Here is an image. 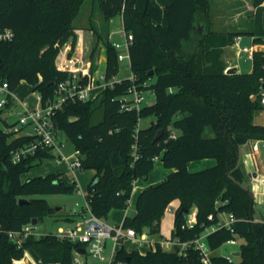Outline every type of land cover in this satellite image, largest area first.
Masks as SVG:
<instances>
[{"label": "trees", "instance_id": "trees-1", "mask_svg": "<svg viewBox=\"0 0 264 264\" xmlns=\"http://www.w3.org/2000/svg\"><path fill=\"white\" fill-rule=\"evenodd\" d=\"M84 1L0 0V26L14 32L10 41L0 44V77L11 89L24 80L40 95L42 105L55 99L58 83L71 77L69 71L57 67L56 58L66 42L71 43V51L74 49L77 36L73 21ZM93 1L104 24L119 13L122 29L132 34L128 46L132 78L113 81L86 101L67 99L52 116L54 128L66 136L74 151L78 150L81 169L94 172L85 187L91 211L106 219L113 210L126 209L134 181L146 179L159 158L170 171L138 193L135 211L124 216L123 227L137 233L147 230L160 237L164 209L169 202L177 201L171 235L190 240L205 226L220 221L221 214L231 213L235 217L233 231L217 228L207 234L206 242L215 251L231 238H242L239 259L229 261L223 254H212L208 264H264V221L254 217L250 174L239 154L241 145L264 139V124L253 120L254 113L263 107L257 94L264 51L254 52L250 72L225 73L222 58L223 48L236 36L252 35V31L215 29L211 0H169L166 25L150 0L141 10L135 0ZM262 1L250 0L253 6ZM198 25H203L202 31ZM91 28L96 40L90 71L96 68L94 57L101 40L107 54L105 77L111 79L118 72V49L103 39L98 29ZM253 41L264 43L260 37ZM86 80L83 77L81 83ZM133 88L150 91L154 101L138 110L121 109L120 100L131 95ZM98 110L101 117L94 122ZM147 116L152 117L149 125L138 127L139 119ZM208 130L212 135H205ZM32 139L5 133L0 124V264H15L13 261L22 258L25 251L38 264H71L73 250L80 243L58 239L49 232L30 234L17 246L7 235V231L19 230L32 219L38 223L55 213L43 197L35 195L76 189V181L61 172L21 180L31 167L55 157L53 150L42 148L13 161L11 151ZM203 158H213L215 163L198 171L188 170L190 161ZM21 197L28 201L20 205ZM193 208L196 223L181 228L184 216ZM114 262L204 264L192 247L185 255H177L159 245L140 252L123 244L115 252Z\"/></svg>", "mask_w": 264, "mask_h": 264}, {"label": "built area", "instance_id": "built-area-1", "mask_svg": "<svg viewBox=\"0 0 264 264\" xmlns=\"http://www.w3.org/2000/svg\"><path fill=\"white\" fill-rule=\"evenodd\" d=\"M123 4L121 6V11L123 10ZM125 40L123 42L113 41L112 45L118 49L117 59L129 60L128 46L132 41V34L125 33ZM14 36V32L10 27L0 26V44L10 41ZM110 37V36H109ZM241 36H236L233 40L234 53L236 56H241L245 54L248 59H250L251 64L253 59V54L258 49L257 44L253 40L250 44L245 45L241 42ZM70 61L66 56L63 57L62 61L59 63L58 68L62 70H67L71 73V77L58 83L55 94L56 97L52 102L45 105H38L34 107L24 106L21 99H19L15 93V89L9 87L7 80L0 77V124L2 131L5 133H10L14 136L17 135H27L32 136V141L11 151L12 160L15 161L20 157L26 155L27 153H33L37 149L50 148L51 150L56 149L57 155L55 156V161H64L66 167L70 169L73 174L72 179L76 181L75 170L81 168L80 159L78 157V150H72L70 154H65L64 148L66 147V142L63 140L59 141V132L54 128L53 125V113L54 109L61 106L62 102L67 99H78L86 101L88 99L94 98L106 85H111L113 81H119L120 79H115L114 76L111 79H106L105 70L100 72L97 76L94 72L90 71L91 62L86 61L85 65H82V60H78L76 66H70ZM231 65H227L225 70ZM263 69V74L259 77V91L257 97L260 104L263 106L261 111L264 113V62L261 65ZM86 77L85 83H81V79ZM132 78V75L129 76ZM132 98H123L120 100L121 109H139L144 102L145 98L141 92L133 88ZM36 99L41 102L40 95L35 94ZM26 128L30 130L26 132ZM171 136H175V132L171 133ZM250 148L249 151H245L244 157L246 159H253V172L250 174V190L256 205L259 207L264 206V177L259 174L257 163L255 161L256 154L259 150L264 147V139H254L248 141ZM134 187V184H133ZM76 193L81 196L82 203L75 202V206L79 207L78 214L82 217L81 221L75 226L70 228L59 227L57 232L54 233L58 239H66L72 242L80 243V246L73 250L71 264H116L119 262H114L115 252L120 246L119 243L128 240L135 244L136 250L139 247L149 249H155L157 245L160 246L162 250L175 252L177 255H185L188 248H194L200 253V259L204 264L210 263V255H212L208 248L206 242V236L209 232L214 231L217 228L225 227L230 231H233L231 227L232 223L235 221V217L231 213H225V219H220L215 224H211L204 227L203 232L199 233L195 238L190 240H181L178 237L169 234L164 237H156L149 234L147 230H143L141 233H137L131 227H123L122 222L116 225H109L105 222V218L97 217L91 211L89 200L85 197V190H83L76 181ZM164 211L175 212L178 204L173 201L169 202ZM75 212V211H74ZM209 219L212 218L211 215L208 216ZM184 222L181 224V228H191L196 223V209L193 208L189 213L184 216ZM1 227V226H0ZM1 229V228H0ZM30 234H35L40 236L43 233L34 231V225L31 222L24 224L19 230H9L7 235L11 241H13L17 246H19L22 241ZM205 238V241L202 238ZM109 241V249L106 253L107 242ZM229 244H236V238H231L226 241ZM83 247L85 252L81 253L79 248ZM28 257L29 261L33 264H38L33 260V258L25 251L22 258ZM229 261H234V254L225 255ZM22 258L15 259L13 262L22 260ZM54 264H59L55 262ZM120 264V263H119Z\"/></svg>", "mask_w": 264, "mask_h": 264}, {"label": "rangeland", "instance_id": "rangeland-1", "mask_svg": "<svg viewBox=\"0 0 264 264\" xmlns=\"http://www.w3.org/2000/svg\"><path fill=\"white\" fill-rule=\"evenodd\" d=\"M234 1L235 0H227V1L225 0L226 2L225 3L226 6H225V5H219L218 3H213L214 0H211V14L215 13V16H216L218 15L217 14L218 10L222 9L219 11H222L223 15L228 21V25L226 27V30L224 31H230V30L237 29L238 27H240L238 26L239 22L245 23V18H246L244 16L245 13H238L240 9H242V7H240L237 4H234ZM145 2L146 0H136V5L142 8ZM84 15H87L86 20L84 19ZM81 16H82V19L79 20ZM97 20L102 21V15L96 3H94L93 0H85L83 4L81 5L78 15L74 19L73 24L77 26H81V24L79 23L86 25L90 22L94 23ZM100 31H101L103 39L107 38L109 42H113V41L123 42L126 39L124 30L122 29V25H121V15L119 13L116 14L112 18L111 22H109L106 27L101 26ZM109 32H111L110 37H109ZM242 36H243L242 44L248 45L251 43V41L249 40V35H242ZM95 40H96V37L94 38V41ZM222 58L225 61L226 66L229 65L230 63H236L238 66L239 72H250L251 71L252 64H251L250 59H248L246 55L243 53L241 54V56H236L234 53L233 45H227L223 48ZM118 66H119L118 72L114 76L115 79L126 78L132 75L130 72V66H129L128 59L118 61ZM100 68H102V65ZM14 93L19 99H21L24 106L26 107H34L35 105L38 106L41 104V102H39L36 99V96H35L36 92L33 91L32 87L28 85V83L24 80L20 81L19 85L14 90ZM141 93L145 98L142 105H149L154 101L153 94L150 91H143ZM127 98L128 99L132 98V95H128ZM100 117H101V112L98 110L94 122H96L97 120H100ZM139 120L140 121H138V127L144 128L149 125V123L152 120V117L150 116L142 117ZM253 120L255 124H264V113L261 110H257L254 113ZM25 130L27 132L30 129L26 128ZM205 135L206 136L212 135V131L208 130L205 133ZM58 139L59 141L63 140L64 142H66V147L64 148V152L65 154H70V152L73 149H72L71 143L67 140L66 136L62 133H59ZM249 148H250V145L248 142L239 147V154L241 158H246L244 157V153L245 151H249ZM57 151L58 150L53 149V151L51 152L53 153V155H57ZM255 158L257 159V162L259 164L260 171L264 173V147H262L259 150ZM207 159H210L214 162V160L211 158H203V159L194 160L189 164V167H188L189 170L198 171V170H201L203 168L210 166V165L208 166L205 165L204 161H206ZM166 170L167 169L162 166V163L159 160V158H156L154 160L153 168L151 169V171H149L147 178L137 179L135 184L140 182L142 184L147 185L151 181L159 182L161 178L166 174L165 173ZM51 172H61L67 175L69 178L73 177L72 172L70 171V169H68V167H66L65 162L62 160H60L59 162H56L55 157L52 156V157L43 159L42 163L40 162L39 164L31 167L28 171L24 172L21 175V180L25 181V179L28 177L42 176V175H45ZM93 173H94L93 170H90V169L78 168L75 170L76 181L83 190H85V187L87 183L90 181V179L92 178ZM248 181H250V178ZM137 188L138 187H136L133 193L131 194V197L129 200L130 203L128 204L127 208L113 210L110 213V215L105 219L106 223H108L109 225H116L122 222L124 215H128V216L133 215L135 211L134 199L137 193ZM35 197H43L46 200L47 204H49L50 206L54 208L59 207L58 210L55 209V213L46 215L42 221H39L38 223L34 225V231L39 232L40 234L41 233L45 234L49 232L56 233L59 227L70 228L72 226H75L82 219V217L79 216L78 214L79 207L75 206V202L77 201L79 203H82L83 200L81 196L76 193V190L72 192L61 193V194L35 195ZM254 209L256 211L254 214L255 218H259L258 216L259 211H261L264 214V206L259 207L258 205L255 204ZM221 216L225 217V214H221ZM68 217L72 218V220L71 221L68 220ZM172 217H173V212H167V211L163 212L161 216L162 224H161V230H160L162 233V236L166 237L169 235L170 228L172 226ZM202 240L205 241V238L203 237ZM242 240H243L242 238L238 237L236 239V244L235 243L229 244L225 242L222 245H220L216 249V251H211L210 253L211 254H223V255L228 254V253L230 254L232 250L234 251L238 250L239 244ZM122 243L128 249L134 246L132 242L128 240H125ZM109 244L110 243L108 241L106 253L108 252ZM120 244L121 243H119V245ZM139 248L143 250V247L140 246ZM238 259H239L238 255L233 256V260L235 262H237ZM25 262L26 264H33L29 261L27 256L22 258V260L16 261L17 264H25ZM116 264H119V263H116ZM120 264H124V263H120Z\"/></svg>", "mask_w": 264, "mask_h": 264}, {"label": "crops", "instance_id": "crops-1", "mask_svg": "<svg viewBox=\"0 0 264 264\" xmlns=\"http://www.w3.org/2000/svg\"><path fill=\"white\" fill-rule=\"evenodd\" d=\"M150 1L155 7H157L160 10V12L162 14V17H163L162 24L166 25L165 8H166V5L169 3V0H150ZM213 3H218L219 5H225L226 6L225 0H214ZM234 4H237L240 7H242V9H240V11L238 13H245L244 16L246 17L245 18V23H240L239 22L238 26H240V27H238L237 29H245V30L252 31V35H249V40L251 42H252L253 38H256V37H258V38L260 37V38H262L264 40V0L260 4H258L257 6H253L251 4L250 0H235ZM135 6H136L137 9L141 10L144 5L142 6V8L137 6L136 5V0H135ZM219 10H222V9H219ZM219 10H218V13H217L218 15L215 16V13L211 14V7H210V14L212 16V20H213V23H214L213 24L214 28L218 29V30H221V31H224V30H226V27L228 25V21L226 20V18L223 15L222 11H219ZM86 16L87 15H84V19L85 20H86ZM112 18H110L108 21L111 22ZM81 19H82V16L80 17L79 20H81ZM108 23L104 24L103 21L97 20L94 23L90 22V23H88L86 25L82 24V23H79V24H81V26H77V25L73 24L74 25V33L77 36L74 49L71 51V43L69 41L66 42L65 44H63V46L61 47V49L59 51L60 53H58L57 58H56L57 67H58L59 63L62 61L64 56H66L67 59L70 61L69 63H70V66H72V67L77 65V63H78L77 61L78 60H82V65L83 66L85 65L86 61L91 62L90 54H92L91 51H92L94 38H95L94 34H93V30H92L91 27H95L96 29H98L99 33L101 34V31H100L101 26L102 27H104V26L106 27ZM121 25H122V21H121ZM200 26H202V30H203V25H198V28ZM199 30H200V28H199ZM110 33L111 32H109V36H110ZM241 37H242L241 38V42H242L243 36L241 35ZM257 48L258 49H264V43L257 44ZM70 51H71V53H70ZM106 55L107 54H105V48H104V46H103V44H102V42L100 40L98 42L97 51H96V54H95V57H94V63L96 65V68L93 70V72H94L95 76H97L100 72L104 71L105 64H106ZM101 65H102V68H100ZM230 65L231 66H236L237 67V72H239L238 66H237L236 63H230ZM211 159H213V158H211ZM213 160H214V162L212 160H210V159H207L206 161H204L205 165H207V166L208 165H210V166L213 165L215 163V159H213ZM241 160H242V162L244 164L245 171L247 173H252L253 172V164H252L253 159L241 158ZM192 161H194V160H192ZM192 161H190L189 164ZM255 161L257 163L259 174H262V176L264 177V173H262L260 171L257 159H255ZM188 167H189V165H188ZM167 170H166L165 173L170 171L169 169H167ZM188 170H189V168H188ZM135 183H136V180L134 181V187H133L132 193H133V191L135 190L136 187H138V188H137V193H136L134 202L136 201V197H137L138 193L142 189H144L148 185H151L152 183L156 184L158 182L151 181L147 185L146 184H142L140 182L137 183V184H135ZM173 202L177 203V201H173ZM124 216H123V218H124ZM173 217H172V226H173V221H174ZM220 219H225V217H222L220 215ZM161 224H162V219L160 220V225H159V234L158 235H160V237L162 236V233L160 231L161 230ZM172 226L170 228V233L169 234H171ZM153 237L156 238V237H159V236H155L154 235ZM121 244H123V243L121 242ZM133 245L134 246L132 248H130L129 250L136 249L135 248V244H133ZM139 251L140 252H145L146 248L143 249V250L139 249ZM236 251H238V250H235V251L232 250V253L235 255ZM25 264H26V262H25Z\"/></svg>", "mask_w": 264, "mask_h": 264}, {"label": "water", "instance_id": "water-1", "mask_svg": "<svg viewBox=\"0 0 264 264\" xmlns=\"http://www.w3.org/2000/svg\"><path fill=\"white\" fill-rule=\"evenodd\" d=\"M199 28H200V31H201V30H202V26H200ZM150 72H152V71H150ZM224 72H225V73H228V74H230V73H236V72H237V67H236V66H230V67H228ZM262 87H264V83L262 84ZM156 137H157V136H156ZM251 191H252V190H251ZM251 191H250V192H251ZM27 201H28L27 199L22 198V197H21L20 199H18V203H19L20 205L23 204V202L26 203ZM55 209L58 210L59 207H56ZM258 215H259V219H260L261 221H264V215H263V213H262L261 211L258 212ZM31 223H32L33 225H35V224L37 223L36 219H32ZM85 250H86V249H84L83 247H80V248H79V251H80L81 253L85 252ZM235 255H238V256H239V251H236V252H235ZM126 259L128 260V258H126Z\"/></svg>", "mask_w": 264, "mask_h": 264}]
</instances>
